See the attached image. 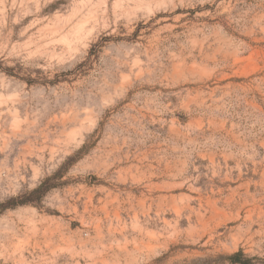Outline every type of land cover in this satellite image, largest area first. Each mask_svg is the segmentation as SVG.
Returning a JSON list of instances; mask_svg holds the SVG:
<instances>
[{
    "label": "rangeland",
    "instance_id": "1",
    "mask_svg": "<svg viewBox=\"0 0 264 264\" xmlns=\"http://www.w3.org/2000/svg\"><path fill=\"white\" fill-rule=\"evenodd\" d=\"M70 156L0 264H264V0H0V201Z\"/></svg>",
    "mask_w": 264,
    "mask_h": 264
},
{
    "label": "trees",
    "instance_id": "2",
    "mask_svg": "<svg viewBox=\"0 0 264 264\" xmlns=\"http://www.w3.org/2000/svg\"><path fill=\"white\" fill-rule=\"evenodd\" d=\"M83 148H81L79 152H81ZM76 158L77 157L73 156L68 157L53 174L45 177L34 189L22 192L16 196H11L0 201V214L8 209H14L23 205H37L48 191L60 184L57 182V180L63 176L71 162L73 160L75 161ZM222 258L228 260L230 264H255L253 262V258L247 257L242 249L228 255H223Z\"/></svg>",
    "mask_w": 264,
    "mask_h": 264
}]
</instances>
